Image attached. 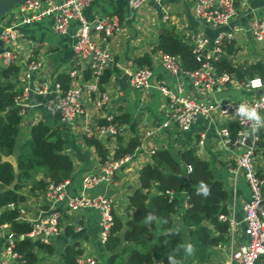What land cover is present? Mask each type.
Returning a JSON list of instances; mask_svg holds the SVG:
<instances>
[{"label":"built area","instance_id":"built-area-1","mask_svg":"<svg viewBox=\"0 0 264 264\" xmlns=\"http://www.w3.org/2000/svg\"><path fill=\"white\" fill-rule=\"evenodd\" d=\"M96 1L24 0L19 3L14 8L20 15L19 23L8 25L0 22V42L2 43H0V70L12 65L22 68L18 77L22 84L14 97V107L18 108V113L24 120L29 117L35 106L32 103L34 95L46 99L49 108L54 114H58L62 123L75 122L81 115H85L84 100L92 96L97 115L91 118L93 120L90 124H86L85 137L97 138L105 143V140H111L110 138L116 140L121 127L120 123L115 120L110 94L106 90H101L100 79L104 71L115 64L113 53L106 43L121 32L122 23L116 14H106L89 20L85 15V10ZM164 1L166 0H128L127 6L130 15L134 16L135 12L140 11L148 3L162 4ZM193 1L195 15L211 27L218 28L227 25L238 14V0ZM44 17L52 18L54 30L61 34L68 33L72 23L78 22L79 24L73 34L71 47L76 58L75 64L82 66L83 74L79 75L72 66L69 71L72 80L69 89L65 92L58 80L51 82L36 77L43 62L34 57V53L42 49L45 43L36 39L28 40L26 45L21 43L19 27L39 21ZM169 18L167 11L163 13L164 21ZM249 31L257 42H264V18L254 17L249 24ZM186 37L194 45V53L200 62V66L195 69H184L180 55L163 51L151 54L153 62H160L168 73L176 76L175 81L162 79L158 82V89L165 99L166 111L169 115L164 126L174 125L184 133L191 130L199 120L211 123L217 118L221 122L219 134L223 144L229 148L242 149L236 156L235 176L241 173L251 189V196L243 205L244 233L247 241L235 246L236 222L229 215L221 216L230 222L227 264H264V172H260L255 160L256 144L261 139L259 131L263 128H260L257 134L252 135L250 125L242 124L240 118L235 115V108L247 103L255 106L264 117V88H259L262 94L257 95L256 92L259 89L249 86V81L253 78L241 81L235 74L219 70L218 61L225 55L226 46L233 43L236 38L234 31L220 32L212 45L202 30ZM24 48H29L30 52L25 63L22 64L21 51ZM153 64L152 66L122 67L127 84L134 90L147 92L156 81ZM87 71L90 72L89 78L85 76ZM181 76H186L190 80L194 95L189 94ZM234 88L250 93L251 97L241 101L229 100L230 97L221 100L205 97L213 96L216 91ZM102 119L103 122H100ZM230 122L236 123V131L232 129ZM151 135L153 132L150 130L146 132L145 137L148 138ZM248 136L252 138L251 145L246 144ZM206 138V131H201L197 146H204ZM114 147L113 152H110L105 160L100 159L94 172L85 174L83 187L86 191L99 185L113 183L115 176L124 165L132 161V155L135 153L130 152L117 158L115 141ZM191 170L192 167L189 165L188 171ZM70 183V179H67L61 184L50 182L47 185L43 198L48 201L49 208L33 219L31 222L33 229L26 236H44L45 238L41 241L50 243L52 238L59 237L64 231L63 210L74 212L83 208H94L100 216V243L105 246L114 223L113 198L105 193L74 195L69 191ZM9 207H14V203ZM0 240L4 242V248L0 252V264H21L20 260L23 255L15 250L18 235L10 229L7 223H0ZM97 263L95 257L81 253L77 256L75 264Z\"/></svg>","mask_w":264,"mask_h":264},{"label":"crops","instance_id":"crops-1","mask_svg":"<svg viewBox=\"0 0 264 264\" xmlns=\"http://www.w3.org/2000/svg\"><path fill=\"white\" fill-rule=\"evenodd\" d=\"M127 2L128 0H97L85 10V15L89 20H94L106 14H116L122 23L121 32L106 43L113 53L118 71L113 72L105 85V90L111 96L114 115L127 113L130 116L129 123L120 124L118 135L122 136L125 141L139 138V146L132 151L137 154V158L124 165L123 169L115 176L113 183L99 185L87 191L84 189L85 174L94 172L101 161L95 147L89 145L85 137L86 124H90L93 120L91 118L97 115L92 96H88L84 100L85 115H81L75 122L62 123L49 108L48 101L34 95L32 103L35 106L24 121V131L28 133L30 125L41 119L49 124L60 125L65 139L64 150L74 161L69 191L74 195L81 193L107 194L113 198L115 211L124 221L128 220L126 213L129 212L127 209L129 194L126 193L125 196L119 197L122 194V187L129 184L127 188L131 191L139 187L140 169L152 160V156L157 150L168 148L177 153L180 149L194 146L199 156L209 161L214 175L223 182L229 191L226 205L229 216L236 222L235 246L241 245L247 241V236L244 233L243 205L251 196L250 186L244 176L241 173L235 176L236 156L242 149L229 148L223 144L219 134L221 122L217 118L211 123L199 120L191 130L184 133L174 125L164 126L169 115L166 111L165 99L159 92L158 82L162 79L175 81L176 76L168 73L160 62H153L155 85L144 93L132 89L127 84L122 67L138 66L140 64L136 60L139 57L144 54H155L157 51L153 52V49L157 46L165 29L173 30L185 37L202 30L209 38L211 45L220 32L234 31L236 38L233 43L226 46L225 55L228 54L236 64L264 60V42H257L249 31V24L254 17L264 18V0H238L237 16L229 24L218 28L207 25L195 15L193 0H166L161 4V13L155 7V2H150L140 11L135 12L134 16L130 15ZM166 11L170 18L164 21L163 13ZM19 21L20 15L16 10H13L3 18L2 23L12 25L18 24ZM78 25V22L72 23L68 33L61 34L54 30L52 18L44 17L39 21L19 27L21 43L24 45L28 40L33 39L45 43L42 49L34 53V57L43 62L41 70L36 73L38 79L53 82L57 80V74L69 72L72 66L82 76V66L75 64L76 58L71 47L73 34ZM162 30L163 33L160 34ZM29 52V48H24L21 51L22 64L25 63ZM181 79L189 94L194 95L190 80L186 76H181ZM13 81H17L16 89H19L22 83L18 79ZM241 91L243 95L244 91ZM150 130L153 135L146 138V132ZM203 130L206 131L207 138L204 146L198 147L197 141ZM262 131L264 134V128ZM110 139L105 140L104 143L108 147L109 153L113 152L115 148L114 141L117 145L116 140ZM14 160L12 163L16 165L15 157ZM255 160L260 172H264V146L256 149ZM42 177L43 174L38 176L39 179ZM30 189L31 185L24 187L22 191V194L26 195V200L19 205L20 221L32 222L42 211L49 208L48 201L43 198V192L32 195ZM116 206H119L123 213L116 210ZM63 215L64 231L59 237L52 238L50 241L55 246V252L50 254L39 250L35 245L32 246V249L39 255V264H63L62 253L66 247L71 245L82 249L83 254L95 257L98 261L97 264H106L108 252L105 246L100 243L99 212L94 208H83L74 212L63 210ZM227 246L215 248L213 260L209 264H227L229 251ZM3 248L4 242L0 240V252Z\"/></svg>","mask_w":264,"mask_h":264},{"label":"trees","instance_id":"trees-1","mask_svg":"<svg viewBox=\"0 0 264 264\" xmlns=\"http://www.w3.org/2000/svg\"><path fill=\"white\" fill-rule=\"evenodd\" d=\"M163 51L180 55L183 68L192 70L200 66L194 53V45L184 35L165 29L153 52ZM140 65L152 66L153 58L144 54L137 60ZM220 71H227L241 80L260 76L264 79V60L236 64L222 56L218 61ZM118 71L116 64L101 75V90L110 80L113 72ZM20 66L12 65L0 70V223H7L16 235H27L33 224L20 221V203L26 200L23 188L31 185L30 194L44 192L50 182L61 184L70 179L74 171V161L64 150L65 139L60 125L49 124L44 120L32 123L29 132L24 131V118L15 108L14 97L18 90L16 82ZM89 78L90 72L85 73ZM63 91L70 87L72 77L69 72L57 74ZM58 117V114H55ZM59 118V117H58ZM120 124L129 123V114L115 116ZM103 122V119L100 120ZM236 131L235 122H230ZM29 134V135H28ZM256 147L264 146V134ZM263 138V139H262ZM94 146L100 159L108 157L109 149L97 138H87ZM115 156L121 157L134 151L140 144L139 138L125 141L116 137ZM258 151V150H257ZM14 156L16 165L8 160ZM192 170L188 171V166ZM43 174L42 178H38ZM139 187L128 195L127 209L131 216L127 221L114 213V223L105 248L108 252L106 264H168V255L178 245L192 243L195 252L185 255L183 249L177 254L181 264H200L212 262L215 248L229 243L230 222L221 216H228L226 201L229 191L218 179L208 160L197 153L194 146L180 149L177 153L168 148L157 150L150 162L142 166L139 172ZM204 181L210 188V195L198 196L199 183ZM14 203V207H9ZM186 204V206H185ZM148 213L155 217L150 224L144 223ZM54 253L53 243L33 237L19 238L15 250L23 255L21 264H39V255L32 249ZM82 249L75 245L66 247L61 256L63 264H75Z\"/></svg>","mask_w":264,"mask_h":264},{"label":"clouds","instance_id":"clouds-1","mask_svg":"<svg viewBox=\"0 0 264 264\" xmlns=\"http://www.w3.org/2000/svg\"><path fill=\"white\" fill-rule=\"evenodd\" d=\"M249 86L254 89L264 88V79L259 76H255L249 81ZM235 115L240 118L242 124L248 123L250 125V134L252 135L257 134L260 128H264V117L261 116L255 106L248 105L247 103L240 104L235 108ZM210 191L211 190L208 184L201 181L196 194L207 198L210 195ZM153 219H155V217L152 213H148L144 223L150 224ZM181 249H183L185 255H192L195 252V248L192 243L178 245L174 252L168 255V264H181V261L176 258Z\"/></svg>","mask_w":264,"mask_h":264},{"label":"water","instance_id":"water-1","mask_svg":"<svg viewBox=\"0 0 264 264\" xmlns=\"http://www.w3.org/2000/svg\"><path fill=\"white\" fill-rule=\"evenodd\" d=\"M24 0H0V22L2 21V19L8 14L10 13L12 10H14V8L21 2H23ZM155 7L157 8V10L159 11V13H161L162 9H161V4L158 2H155ZM163 33V30L160 32V34ZM1 43V42H0ZM2 44V43H1ZM257 95L262 94V90L259 89L256 92ZM242 95V91L239 88H234V89H227V90H221V91H216L213 96L211 95H207L205 96L207 99H215V100H221L223 98H228V97H236V96H240ZM251 136H248L246 139V144L247 145H251ZM8 160L11 162H14V157L13 156H9ZM116 210H120V213H123V211H121V208H119V206H116ZM127 217L131 216V212H127L126 213ZM19 238H23V235H19ZM43 238H45L44 236L41 237H33L34 241H38V240H42ZM191 264H200L198 261H194Z\"/></svg>","mask_w":264,"mask_h":264},{"label":"rangeland","instance_id":"rangeland-1","mask_svg":"<svg viewBox=\"0 0 264 264\" xmlns=\"http://www.w3.org/2000/svg\"><path fill=\"white\" fill-rule=\"evenodd\" d=\"M22 44H24V43H22ZM225 56H227V58H229V56H228V54H226ZM230 59V58H229ZM21 72H22V68H20V74H21ZM20 74H18V77L20 76ZM19 80V79H18ZM248 97H251V94L250 93H248V92H244L243 93V95H240V96H237V97H230V98H228L229 100H235V101H241V100H243V99H248ZM137 158V154H133L132 155V161L134 160V159H136ZM131 161V162H132ZM128 185L129 184H125L123 187H122V194H120L119 195V197H122V195H126V193L127 194H131L132 193V191H131V189H128L127 187H128Z\"/></svg>","mask_w":264,"mask_h":264}]
</instances>
